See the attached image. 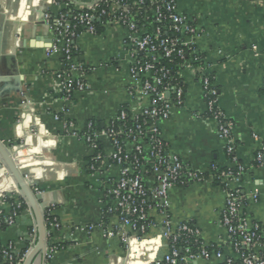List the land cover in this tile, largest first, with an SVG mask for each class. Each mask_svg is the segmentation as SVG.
<instances>
[{"label": "crops", "instance_id": "1", "mask_svg": "<svg viewBox=\"0 0 264 264\" xmlns=\"http://www.w3.org/2000/svg\"><path fill=\"white\" fill-rule=\"evenodd\" d=\"M71 1L79 9L89 3ZM62 4L0 0V90L10 89L0 95V140L17 153L19 166L26 167L34 193L47 206L46 219L49 215L59 224L56 229L46 223L47 253L34 264H164L169 252V242L161 237L165 217L155 209L150 215L156 226L143 239L125 246L119 238L104 236L118 221L107 216V209L115 206L111 192L121 177V168L111 160L112 145L102 139L100 154L93 152L84 138L67 136L63 122L56 120L59 116L73 123L82 134L89 123L104 129L122 110L135 117L149 107L141 84L131 77L136 53L128 44L129 32L108 25L75 40L84 74L74 76L82 78L86 90L66 101L59 80L64 57L52 52V35L43 19L44 14L57 16ZM178 11L200 34L194 43L202 64L181 69L184 104L159 127L168 155L207 181L171 189L169 217L175 230L183 223L195 226L204 248L212 252L209 259L187 264H225L227 259L238 264L240 256L221 221L227 193L210 177L243 168L240 182L228 185L244 197L241 216L264 233V167L256 165L264 149V0H180ZM203 75L213 80L218 107L232 127L231 155L217 123L206 118ZM15 85L19 93L11 90ZM154 181L151 174L145 178L150 188ZM18 205L26 207L13 226L0 230V245L25 252L26 258L37 244L36 218L0 160V216H11ZM261 252L257 247L252 253Z\"/></svg>", "mask_w": 264, "mask_h": 264}, {"label": "built area", "instance_id": "2", "mask_svg": "<svg viewBox=\"0 0 264 264\" xmlns=\"http://www.w3.org/2000/svg\"><path fill=\"white\" fill-rule=\"evenodd\" d=\"M179 1L89 0L79 9L76 2L62 0L63 9L57 16L43 15L52 35V52H62L64 57V71L59 80L66 101L71 100L74 93L86 90L82 78L74 76L75 73L84 74L78 61L75 40L83 32L96 34V23L101 26L117 25L129 32L128 44L136 53L131 77L141 84V93L149 99V107L135 117L122 110L104 129L89 123L82 134L73 123L59 116L56 120L63 122L67 136L84 138L93 152L100 154L102 139L112 145L111 160L121 168V177L111 192L115 206L107 209V216H115L118 221L110 231L104 232V236L119 238L125 246L133 239H143L156 226L150 215L155 209L165 217L161 237L169 242V252L164 257V264H187L188 261L209 259L212 255L204 248L200 231L195 226L183 223L175 230L168 212L171 189L207 181L203 176L187 172L179 158L168 155L159 127L160 122L170 118L174 108L184 104L181 69L190 64H202L194 43L200 34L179 13ZM175 65L181 69L175 72L172 68ZM202 86L206 118L217 123L219 137L226 141L227 153L231 155L234 143L232 127L218 107L219 92L208 75L202 76ZM256 165L264 167V149L257 154ZM91 169L95 167L91 166ZM242 171L240 167L214 174L210 179L224 185L227 193L226 210L221 221L228 231L232 249L240 256L238 264H264L263 230L241 216L244 197L239 190L230 189L228 185V182L239 183ZM148 174L154 177V187L146 185ZM252 196L254 201H258L257 194ZM19 210L20 205L7 217V226L14 225ZM46 223L59 228L58 222L49 215ZM257 247L262 252L256 255L252 252ZM54 253L53 248L49 258ZM216 257L223 258V254L217 252ZM24 259L25 255L22 257L14 248L0 245V264H23ZM225 264L237 263L227 259Z\"/></svg>", "mask_w": 264, "mask_h": 264}, {"label": "water", "instance_id": "3", "mask_svg": "<svg viewBox=\"0 0 264 264\" xmlns=\"http://www.w3.org/2000/svg\"><path fill=\"white\" fill-rule=\"evenodd\" d=\"M15 56H10L13 60ZM16 70V67H13ZM8 87V86H7ZM9 88H3L0 90V95L8 92ZM11 90H15L17 93L20 92L18 86L11 87ZM0 160L5 167V170L16 183L17 189L21 192V195L25 199L28 206L34 213L37 222L38 240L35 247L26 256L23 264H34L39 259L44 260L47 253L48 243V230L46 225L45 212L47 209L43 199L36 195L32 189L31 180L27 178L29 176L25 171L24 166H19L17 153L10 151L8 147L0 140Z\"/></svg>", "mask_w": 264, "mask_h": 264}, {"label": "trees", "instance_id": "4", "mask_svg": "<svg viewBox=\"0 0 264 264\" xmlns=\"http://www.w3.org/2000/svg\"><path fill=\"white\" fill-rule=\"evenodd\" d=\"M96 26H98L97 27L98 28V31H101V29H103L100 23H96ZM172 68H173V70L175 72L176 71H179L181 69V67H177V65L173 66ZM24 207H26V205H24L23 207H21L19 211H22L24 209ZM6 219H7V216H5V215H1L0 216V230H3V229H5L7 227V225H6ZM24 255H25V252L21 254L22 257Z\"/></svg>", "mask_w": 264, "mask_h": 264}]
</instances>
